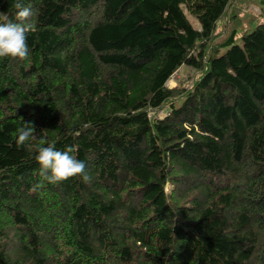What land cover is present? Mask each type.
I'll use <instances>...</instances> for the list:
<instances>
[{
    "label": "trees",
    "instance_id": "16d2710c",
    "mask_svg": "<svg viewBox=\"0 0 264 264\" xmlns=\"http://www.w3.org/2000/svg\"><path fill=\"white\" fill-rule=\"evenodd\" d=\"M237 1L240 34L233 0H0V264H264V0Z\"/></svg>",
    "mask_w": 264,
    "mask_h": 264
},
{
    "label": "rangeland",
    "instance_id": "374dc122",
    "mask_svg": "<svg viewBox=\"0 0 264 264\" xmlns=\"http://www.w3.org/2000/svg\"><path fill=\"white\" fill-rule=\"evenodd\" d=\"M230 13L235 12V14L237 15V32L238 34H240L242 31H244L245 29L248 28V18L250 16H254L258 14V9H257V4L254 3L253 1H251V3L248 2H239L237 0H233V5L229 11ZM187 18L189 19V21L191 22V24L196 27L197 24L194 21V19L188 15L186 13ZM230 17V15H228V17H224L221 20L218 21L217 24V29L216 32L218 33H223L219 35L218 38H216L214 41L217 42L219 41V39L221 37H223L226 33L227 30H229L230 28H232L235 23L233 22V20L228 18ZM238 43H240V40L238 41ZM225 51V49H223L222 53ZM191 78V80L196 79L198 77V74L191 71L189 68H187L186 66H181L172 76L171 78L167 81V86L168 87H175L178 84L182 83L183 81L187 80L188 78ZM164 111V109H158L156 110V112H154L155 114L158 115H162V112Z\"/></svg>",
    "mask_w": 264,
    "mask_h": 264
}]
</instances>
